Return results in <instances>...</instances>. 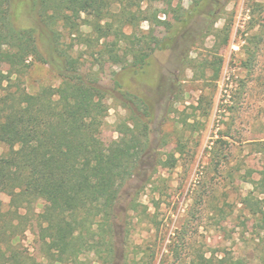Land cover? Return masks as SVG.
<instances>
[{"label":"rangeland","instance_id":"374dc122","mask_svg":"<svg viewBox=\"0 0 264 264\" xmlns=\"http://www.w3.org/2000/svg\"><path fill=\"white\" fill-rule=\"evenodd\" d=\"M142 7L152 18L157 13L140 30L152 31L150 44L158 47L141 71L113 65L100 47L66 40L76 43L73 55L83 71L111 92L105 143H128L136 115L150 125L149 153L115 207L113 259L105 246L92 244L77 255L49 251L41 199L32 213L21 209L14 216L8 243L0 230L2 264H13L15 256L24 264H197L202 255L227 254L264 264V221L250 212L256 198L264 199L254 185L264 177V0H147ZM28 62L13 78L28 93L60 87L49 65ZM137 96L153 104V116ZM7 150L0 145V156ZM172 157L174 168L160 163ZM250 196L252 206H245ZM0 201L7 211L10 197L0 192Z\"/></svg>","mask_w":264,"mask_h":264},{"label":"trees","instance_id":"16d2710c","mask_svg":"<svg viewBox=\"0 0 264 264\" xmlns=\"http://www.w3.org/2000/svg\"><path fill=\"white\" fill-rule=\"evenodd\" d=\"M145 1L0 0V64L8 66V71L0 70V145L8 148L0 156V192L10 197L7 211L0 201L4 243L11 239L6 233L14 216L21 209L32 213V205L42 199V238L49 251L59 257L77 255L92 244L105 246L108 260L113 259L115 246L109 239L115 207L149 153L150 125L136 115L128 143H105L102 130L111 92L96 74L83 71L81 59L73 55L76 43L68 45L66 40L100 47V55L106 54L113 65L141 71L158 47L150 44L152 31L140 30L143 22L157 16L143 9ZM84 25L90 28L88 34L82 31ZM30 59L50 66L61 80L57 90L44 87L30 94L13 79L30 67ZM136 98L145 105V114L153 116L143 97ZM160 163L174 168L176 159ZM254 185L264 195V177ZM256 200V209L251 207L252 196L243 202L264 221V199ZM96 236L102 240L91 243ZM235 260L230 254L221 259L202 255L197 264H243ZM13 261L24 264L22 256Z\"/></svg>","mask_w":264,"mask_h":264},{"label":"flooded vegetation","instance_id":"af4514ba","mask_svg":"<svg viewBox=\"0 0 264 264\" xmlns=\"http://www.w3.org/2000/svg\"><path fill=\"white\" fill-rule=\"evenodd\" d=\"M216 14V13H215ZM214 17V14H212V15H210V16H208L207 17V20H209V19H211V18H213ZM158 89H159V87H158ZM151 107L154 109V106H153V104H151Z\"/></svg>","mask_w":264,"mask_h":264}]
</instances>
